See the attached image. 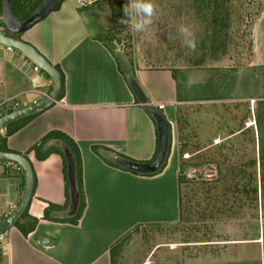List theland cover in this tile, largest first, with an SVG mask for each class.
I'll list each match as a JSON object with an SVG mask.
<instances>
[{
	"label": "crops",
	"instance_id": "crops-1",
	"mask_svg": "<svg viewBox=\"0 0 264 264\" xmlns=\"http://www.w3.org/2000/svg\"><path fill=\"white\" fill-rule=\"evenodd\" d=\"M44 1L12 0L16 18L28 20ZM107 1L114 0H101L82 9L64 1L26 33L15 36L60 67L65 91L49 109L0 132V151L26 157L34 173L28 215L5 233L7 243L0 250V264H116L117 250L124 241L146 228L175 226L182 218L180 109L187 104L233 101L242 87L245 102L255 101L257 109L264 107L262 76L252 85L248 78L222 76L223 71L215 67H137L113 49L117 40L107 31L119 28L110 15H105ZM4 35L12 36L8 30ZM20 62L0 47V95L19 96L30 107L45 97L32 93L31 79L18 69ZM130 78L136 80L149 104L164 113L172 128L167 163L153 176L118 168L114 162L120 157L149 163L158 151L156 123L147 105L137 99ZM37 81L41 92L49 95L51 79L43 73ZM225 89H229L230 97L224 94ZM248 109L253 111V107ZM252 113L246 125L255 126L260 138V121ZM59 135L77 146L82 163L86 209L76 225L66 222L71 219L66 216L70 195L61 149V143L66 142ZM237 136L228 135L225 140ZM24 189L22 168L2 162L0 225L6 204L20 203ZM198 259L192 264H201ZM248 263L262 264H243Z\"/></svg>",
	"mask_w": 264,
	"mask_h": 264
},
{
	"label": "rangeland",
	"instance_id": "rangeland-1",
	"mask_svg": "<svg viewBox=\"0 0 264 264\" xmlns=\"http://www.w3.org/2000/svg\"><path fill=\"white\" fill-rule=\"evenodd\" d=\"M127 3L106 2L105 15L119 28L107 32L117 40L113 49L137 67H215L222 76L248 78L252 85L264 77V0H153L154 22L143 33L119 23ZM181 24L194 31L195 51L182 44ZM223 92L230 97L229 89ZM243 94L242 87L233 101L180 109L183 174L188 177L211 165L216 178L188 177L190 182L181 185L180 222L140 230L117 250L116 264H192L198 258L201 264H264V163L259 160L260 150L264 154V107L245 102ZM251 112L260 121V139L255 126L246 125ZM201 163L209 164L190 168Z\"/></svg>",
	"mask_w": 264,
	"mask_h": 264
},
{
	"label": "water",
	"instance_id": "water-1",
	"mask_svg": "<svg viewBox=\"0 0 264 264\" xmlns=\"http://www.w3.org/2000/svg\"><path fill=\"white\" fill-rule=\"evenodd\" d=\"M60 2L61 0H45L28 20L19 21L14 14L12 0H2L3 22L12 36L0 35V45L11 47L25 55L27 59L37 66L44 74L50 77L52 81V89L47 97L40 100L36 104L1 117L0 132L17 121L44 112L58 101L62 91V76L60 72L33 46L23 42L22 40L16 39L15 36H20L26 33L33 26L44 20ZM129 82L137 99L140 103L147 105V110L156 123L159 136L158 151L156 157L149 163L133 162L120 157H115L114 162L136 174L156 175L164 169L167 163L172 145V128L164 113L152 104H149V100L145 98L136 80L134 78H130ZM61 149L66 161L70 195V206L66 216L68 218H74L78 214L81 203V195L78 188L77 163L74 153L67 144L61 143ZM0 161L16 163L22 168L25 174L24 194L13 216L0 225L1 235L7 233L11 228H13L28 210L34 192V173L30 162L24 156L0 151ZM215 175L216 168L211 165H207L201 171L190 172L188 177L191 181H201L203 179L214 180L216 178Z\"/></svg>",
	"mask_w": 264,
	"mask_h": 264
},
{
	"label": "built area",
	"instance_id": "built-area-1",
	"mask_svg": "<svg viewBox=\"0 0 264 264\" xmlns=\"http://www.w3.org/2000/svg\"><path fill=\"white\" fill-rule=\"evenodd\" d=\"M65 2L74 4L78 8H86L89 7L96 2H99L101 0H64ZM7 30L6 26L4 25L3 18L0 16V35H4V32ZM4 47L7 53L13 57V58H20L21 62L18 65V69L25 73L32 81V93L41 95V97H47L48 95L43 94L40 90L41 86L39 84V81L37 79L41 76L42 71L35 66L25 55H23L21 52L6 46H0ZM52 82L49 83L51 85ZM34 102V104H36ZM29 107V104L24 102L23 100H19V96L14 98H8L0 95V118L4 115L10 114L12 112L24 109ZM162 109V108H161ZM2 162L0 161V165ZM19 203L16 201L8 202L5 206V209L3 210L1 214L2 222H5L8 220L14 212L17 210ZM7 243L6 234L0 235V250L4 244Z\"/></svg>",
	"mask_w": 264,
	"mask_h": 264
},
{
	"label": "clouds",
	"instance_id": "clouds-1",
	"mask_svg": "<svg viewBox=\"0 0 264 264\" xmlns=\"http://www.w3.org/2000/svg\"><path fill=\"white\" fill-rule=\"evenodd\" d=\"M123 13L124 18L119 23L126 24L133 33H143L154 22L156 6L153 0H128L123 7ZM178 33L182 37V44L195 51L197 40L194 31L189 26L181 24Z\"/></svg>",
	"mask_w": 264,
	"mask_h": 264
},
{
	"label": "trees",
	"instance_id": "trees-1",
	"mask_svg": "<svg viewBox=\"0 0 264 264\" xmlns=\"http://www.w3.org/2000/svg\"><path fill=\"white\" fill-rule=\"evenodd\" d=\"M63 2H64V0H61V2L54 8L53 11L57 10ZM55 68L60 72V74L62 76V91H61V94H60V96L58 98L59 100H61L64 97V91H65L64 74L61 71L60 67L56 66ZM46 77L50 78L47 75H46ZM33 117L34 116H32L31 118H33ZM31 118L26 119V121L30 120ZM178 124H179V120H178ZM59 137L64 139L66 144L71 148L72 152L74 153V156H75V159H76V163H77L78 188H79L80 195H81V203H80V208H79L78 214L74 218L66 220V222L76 225V224H78V221L81 219V217H82V215H83V213H84V211L86 209V201H85L83 190H82V163H81L80 153H79V150H78L77 146L74 143H72L71 141H69L65 136H62V135L60 136L59 135ZM259 160H260L261 163H264V154L261 152V150H260ZM207 164H209V163H206V164H203V163L194 164V165H191L190 168L200 169V168H202L203 166H205ZM116 166L118 168H121V166H119V165H116ZM183 169H184V167H183V165H181V173H180V184L181 185L186 183V182H190V180L188 179L187 175L183 174L184 173ZM27 215H28V210L25 212L24 217H26ZM258 264H260V263H258Z\"/></svg>",
	"mask_w": 264,
	"mask_h": 264
},
{
	"label": "bare ground",
	"instance_id": "bare-ground-1",
	"mask_svg": "<svg viewBox=\"0 0 264 264\" xmlns=\"http://www.w3.org/2000/svg\"><path fill=\"white\" fill-rule=\"evenodd\" d=\"M0 46H1V45H0ZM42 73H43V72H42ZM51 82H52V81H51ZM12 113H13V112H12ZM10 114H11V113H10ZM7 115H8V114H7ZM4 116H5V115H4ZM2 117H3V116H2ZM1 162H2V161H1ZM4 163H5V162H4ZM18 206H19V205H18ZM14 213H15V212H14ZM12 216H13V215H12ZM12 216H11V217H12ZM6 221H7V220H6ZM6 221H5V222H6ZM2 223H4V222H2ZM4 234H5V233H4Z\"/></svg>",
	"mask_w": 264,
	"mask_h": 264
}]
</instances>
